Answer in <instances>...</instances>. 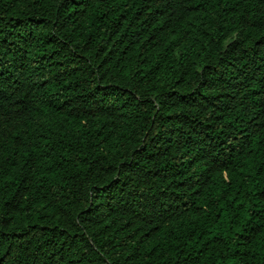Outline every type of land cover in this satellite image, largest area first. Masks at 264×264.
Listing matches in <instances>:
<instances>
[{
	"label": "trees",
	"instance_id": "obj_1",
	"mask_svg": "<svg viewBox=\"0 0 264 264\" xmlns=\"http://www.w3.org/2000/svg\"><path fill=\"white\" fill-rule=\"evenodd\" d=\"M0 264H264V0H0Z\"/></svg>",
	"mask_w": 264,
	"mask_h": 264
}]
</instances>
